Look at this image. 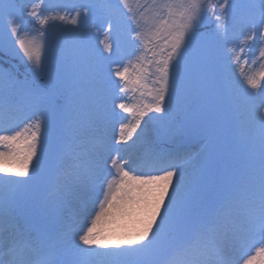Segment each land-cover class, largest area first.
I'll return each instance as SVG.
<instances>
[{
	"label": "snow or ice",
	"instance_id": "1",
	"mask_svg": "<svg viewBox=\"0 0 264 264\" xmlns=\"http://www.w3.org/2000/svg\"><path fill=\"white\" fill-rule=\"evenodd\" d=\"M43 5L44 0H32L27 6L0 0L7 27L0 48L10 44L7 54H22L33 65V76L44 81L39 88H26L12 71L0 69V264H264V0L244 5L237 0H96L64 14H44ZM241 7L248 9L251 25L245 42L259 39L261 61L260 70L248 75L245 68L250 61L242 55L244 49L241 54L233 50L231 57L242 87L247 86L245 95L255 106L244 121L251 129L246 137L248 163L221 187L211 206L201 203L194 213L193 189L175 162L178 156L153 149L133 167L119 149L105 159L108 145L94 134L92 124L72 127L66 80L60 68L46 65L43 37L50 21L70 24L79 32L94 8L106 16L101 41L108 54L105 59L121 48L113 33L122 34L124 58L114 68L109 66L115 93L101 98L89 116L103 121L110 103L111 115L122 121L115 144L129 145L135 143L137 130L143 131L145 117L158 121L170 117L174 93L186 83V61L190 58L195 67L196 42L207 17H214L216 33L226 37L229 14ZM17 8L39 24L40 39L26 38L22 19L14 14ZM75 55L64 53V67H71L68 62ZM251 63L255 66V59ZM137 93L150 97V102L134 105ZM14 96L22 97V103L14 102ZM24 110L28 114L21 118ZM54 118H64L68 128L65 155L70 163L61 176L64 192L91 200L94 207L83 226L70 216L54 235L33 236L18 224V214L28 210L21 202L20 187L38 171L44 125ZM143 167L151 170H137ZM9 176L17 179H4ZM241 232L248 239L239 241L240 252L234 256L233 244Z\"/></svg>",
	"mask_w": 264,
	"mask_h": 264
},
{
	"label": "rangeland",
	"instance_id": "2",
	"mask_svg": "<svg viewBox=\"0 0 264 264\" xmlns=\"http://www.w3.org/2000/svg\"><path fill=\"white\" fill-rule=\"evenodd\" d=\"M21 6H27L32 0H18ZM96 0H44L41 11L48 14L59 11L71 13L73 6L93 4ZM222 0H213L220 3ZM238 3L250 4L254 0H237ZM14 14L21 17L27 39H40V29L32 17L23 15L20 8L14 10ZM6 14H0V40L7 34ZM106 16L98 8H94L91 15L83 20L79 32L70 24L56 21L47 27V35L43 37L45 43L44 59L47 66L60 68L66 82L70 86L67 90L72 104V127L79 128L85 122L92 124V131L97 137L103 138L108 145L107 158L116 155V149H128L136 146L138 149L133 158H130L136 167L137 162L142 160L147 153L153 149H160L167 153L178 156L175 161L179 166L185 181L193 189L192 211H199L198 205L203 203L211 206L219 195L221 187L227 184L235 174L241 171L248 163L249 145L246 137L250 135L251 129L244 123L247 116L255 111L254 104L250 103V97L245 95L236 64L231 59L233 50L249 58V64L245 71L248 75H254L260 70L261 61L258 59L260 43L259 39L245 42L251 31L248 22V9L241 7L236 13H230L227 20V35L223 32L216 33V21L209 15L201 25V37L196 42L198 56L193 68V62L189 58L187 70L184 73V81L181 87L174 93L171 100V115L163 121L144 119L133 136L129 145L115 144L114 137L118 138L121 118L111 115V104H107L108 110L103 121L97 120L89 113L95 111L98 101L104 97H110L115 93V79L109 76V66L115 67L116 63L124 58V43L120 32H114L113 38L118 39L121 48L111 57L103 53L105 39ZM259 31V26H257ZM48 32L57 36L58 43L49 42ZM52 40V38H51ZM60 45V48H58ZM10 44L6 48H0L2 58L7 65L0 64V69L15 73L18 80L23 82L26 88H36L33 80L29 79L27 71L32 64L26 58L7 54ZM74 51L76 55L68 63L74 73H67L64 67V53ZM103 53V55H101ZM255 59V66L251 61ZM185 62H182V64ZM10 64V65H9ZM14 73V72H13ZM68 80V81H67ZM68 86V85H67ZM175 88V76H174ZM248 92L253 90L247 89ZM259 91V90H256ZM260 98H255V104ZM13 101L22 103V97L14 96ZM150 102V97L145 95L141 98L137 93L132 103L139 105ZM27 110L22 111L21 118L27 115ZM126 114H121L124 116ZM150 113V116H156ZM93 121H95L93 123ZM127 122V121H124ZM44 149L40 158L38 171L33 178L20 187L21 202L27 207V211L18 214L19 227L33 236L54 235L61 226L74 217L80 226L87 222L84 213H88L93 203L84 198H73L67 196L62 186V172L70 163L65 155L68 128L64 118H54L52 123L44 125ZM191 152L197 153L192 158L193 162L187 165L184 160ZM123 153V152H122ZM121 157L122 155L119 154ZM190 157V156H189ZM140 171H150L148 167L139 168ZM4 179H17L16 177H4ZM175 186V185H173ZM85 211V212H84ZM248 239V234L240 233L239 240L233 244L234 256H238L239 241ZM259 242V237L255 238Z\"/></svg>",
	"mask_w": 264,
	"mask_h": 264
},
{
	"label": "trees",
	"instance_id": "3",
	"mask_svg": "<svg viewBox=\"0 0 264 264\" xmlns=\"http://www.w3.org/2000/svg\"><path fill=\"white\" fill-rule=\"evenodd\" d=\"M48 34H49V36H47V38H48V40H49V42H51V43H53L54 45H55V42L56 43H58V40H57V36L56 35H54L52 32H48ZM51 38H52V40H51ZM58 48H60V45H59V47ZM0 64L2 65V64H5V65H7V62H5L4 60H3V58H2V54L0 53ZM10 65V64H9ZM33 67V66H32ZM12 68H13V72H14V74L15 73H20L21 71H19L18 72V70L15 68V67H13L12 66ZM32 69V68H31ZM31 69H30V71H27L26 73H28L27 75H28V77H29V79L31 78V80H33L34 82H33V84H34V86H36V88H39V87H41L42 86V84H43V80H41V79H37V78H35L34 76H33V74H32V71H31ZM67 73H74V70L71 68V67H68L67 68ZM63 76H64V74L63 73H61ZM65 78V77H64ZM66 79V78H65ZM68 81V80H67ZM69 83V82H68ZM67 82H66V86H65V92H66V94H67V96H68V92H67V90H69L70 89V86H72V85H69ZM68 85V86H67ZM49 90H51V89H49ZM61 103L63 104L64 103V96H61Z\"/></svg>",
	"mask_w": 264,
	"mask_h": 264
},
{
	"label": "bare ground",
	"instance_id": "4",
	"mask_svg": "<svg viewBox=\"0 0 264 264\" xmlns=\"http://www.w3.org/2000/svg\"><path fill=\"white\" fill-rule=\"evenodd\" d=\"M137 149H138V148H137L136 146H133V147L128 148V149H125V150H123V149H119V150H120L119 154H121L123 158H126V159L131 160L130 158H133V157H134V155H135ZM107 152H108V150L104 153V157H105V158L108 157V156H107ZM122 152H123V153H122ZM189 156H190V157H189ZM195 156H197V153H195V152H191V153H189V154H187V155H184V156H181V157H182V158H185V159H186V157H188L186 160H184V162H186L187 165H190V164L193 162L192 158H194ZM131 161H132V160H131ZM84 212H85V211H84ZM91 213H92V212H91V207H90V209H88V213L85 212L84 215H85V217H87V216H89Z\"/></svg>",
	"mask_w": 264,
	"mask_h": 264
}]
</instances>
